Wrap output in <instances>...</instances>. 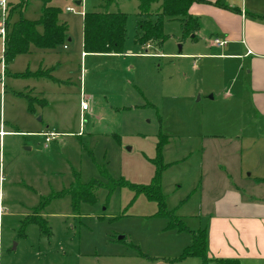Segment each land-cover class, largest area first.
I'll use <instances>...</instances> for the list:
<instances>
[{
  "label": "rangeland",
  "instance_id": "obj_1",
  "mask_svg": "<svg viewBox=\"0 0 264 264\" xmlns=\"http://www.w3.org/2000/svg\"><path fill=\"white\" fill-rule=\"evenodd\" d=\"M77 1L7 0L10 26L51 6L71 41L48 51L31 44L0 82V264H216L185 256L207 225L204 136L235 135L213 84L222 75L205 58L212 50L168 18L164 44L141 48L139 0ZM81 11L127 14L123 54L82 57ZM45 67L50 76H37ZM40 132L57 135L46 146ZM93 182L88 202L63 194Z\"/></svg>",
  "mask_w": 264,
  "mask_h": 264
},
{
  "label": "crops",
  "instance_id": "obj_2",
  "mask_svg": "<svg viewBox=\"0 0 264 264\" xmlns=\"http://www.w3.org/2000/svg\"><path fill=\"white\" fill-rule=\"evenodd\" d=\"M80 13L84 21L86 12ZM189 13L198 23L190 36L204 39L212 50L205 58L215 61L222 75V81L213 84L220 86L222 110L236 124L234 136L209 133L202 143L208 257L264 264V0H206L194 3ZM184 55L195 59L193 67L198 69L196 57ZM216 92L214 88L210 99ZM227 142L228 153L235 155L232 160L224 156Z\"/></svg>",
  "mask_w": 264,
  "mask_h": 264
},
{
  "label": "trees",
  "instance_id": "obj_3",
  "mask_svg": "<svg viewBox=\"0 0 264 264\" xmlns=\"http://www.w3.org/2000/svg\"><path fill=\"white\" fill-rule=\"evenodd\" d=\"M79 1V0H78ZM112 1V0H109ZM160 1V10L152 15L151 5ZM206 0H139L140 20L137 23L138 35L135 43L144 46L154 42L156 46H161L167 39L164 33V20L176 19L181 22L184 36L190 37L198 28L195 18L189 13L190 7L194 3H204ZM9 11L7 19L8 35L5 50L6 64H10L17 55L26 53L30 45H34L42 50H53L58 46H65L68 38V26L66 23L59 22V11L55 7L45 6L38 20L19 19L11 26L9 20L12 15ZM152 16L155 19L152 20ZM127 14L122 12H86L83 21V46L86 53H122V48L126 39ZM50 76V69L38 71L37 76ZM78 185L63 191V194L76 193L74 204L88 202L90 187ZM56 196V195H55ZM79 199V201H78ZM33 221L45 227L47 221L44 218H32ZM184 256V255H183ZM185 256H200L206 262L211 261L216 264H236L233 260L211 259L207 253V232L204 229L194 235V242L187 247Z\"/></svg>",
  "mask_w": 264,
  "mask_h": 264
},
{
  "label": "built area",
  "instance_id": "obj_4",
  "mask_svg": "<svg viewBox=\"0 0 264 264\" xmlns=\"http://www.w3.org/2000/svg\"><path fill=\"white\" fill-rule=\"evenodd\" d=\"M69 11H73L72 8L68 9ZM9 14V7L7 0H0V39L2 41V56L0 58V82L3 83L4 73L6 70V61H5V50H6V43H7V35H8V27H7V19ZM215 42L219 45H223L225 41L215 40ZM89 108V102L82 99L81 100V109L83 111ZM41 136L45 138L46 146L49 142H51L55 137L56 133L53 132H42L39 133Z\"/></svg>",
  "mask_w": 264,
  "mask_h": 264
},
{
  "label": "water",
  "instance_id": "obj_5",
  "mask_svg": "<svg viewBox=\"0 0 264 264\" xmlns=\"http://www.w3.org/2000/svg\"><path fill=\"white\" fill-rule=\"evenodd\" d=\"M77 4L80 5L81 4V1H77Z\"/></svg>",
  "mask_w": 264,
  "mask_h": 264
}]
</instances>
